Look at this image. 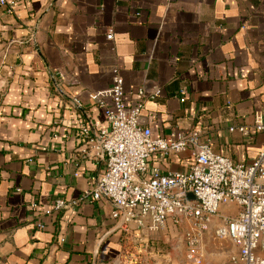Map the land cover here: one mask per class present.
<instances>
[{
  "label": "crops",
  "instance_id": "1",
  "mask_svg": "<svg viewBox=\"0 0 264 264\" xmlns=\"http://www.w3.org/2000/svg\"><path fill=\"white\" fill-rule=\"evenodd\" d=\"M10 1L13 13L0 6V264H120L111 202L85 198L45 212L58 198L81 197L105 169L96 144L108 122L90 94L110 88L115 70L128 103L144 85L161 89L141 111L154 136L200 130L236 162L263 149L264 132L229 128L264 111V0ZM192 162L188 154L150 160L165 172ZM238 210L220 206L202 264H242L230 258L239 248L214 234ZM179 228L170 220L166 233L147 234L145 264H181Z\"/></svg>",
  "mask_w": 264,
  "mask_h": 264
},
{
  "label": "built area",
  "instance_id": "2",
  "mask_svg": "<svg viewBox=\"0 0 264 264\" xmlns=\"http://www.w3.org/2000/svg\"><path fill=\"white\" fill-rule=\"evenodd\" d=\"M14 4L0 0V6L10 14ZM107 37L114 38L112 30ZM160 93L159 87L144 85L138 90V99L128 103L123 77L115 70L110 88L90 94L105 109L108 122L99 128L96 144L105 158V169L90 176L91 186L81 197L72 201L58 198L45 212L76 206L85 198L111 202L112 217L123 231L120 264H145L150 245L147 234L166 233L171 220L185 229V264H202V242L211 221L221 205L235 203L238 212L215 228V237L228 239L239 248L238 255L230 257L233 263L264 264V147L246 163L215 152L203 141L200 130L174 129L165 136H154L151 127L143 123L141 111L148 99ZM75 104L81 106L78 99ZM229 129L246 137L264 132V111L256 113L252 124ZM82 130L90 136L89 126ZM182 154L193 159L185 169L165 172L150 163L153 157L162 161ZM38 226L45 227L43 223Z\"/></svg>",
  "mask_w": 264,
  "mask_h": 264
},
{
  "label": "rangeland",
  "instance_id": "3",
  "mask_svg": "<svg viewBox=\"0 0 264 264\" xmlns=\"http://www.w3.org/2000/svg\"><path fill=\"white\" fill-rule=\"evenodd\" d=\"M183 236V237H181ZM177 240L178 243H184V250L180 255L181 258V264H185L186 261V239H185V229L179 228L178 235L172 240V242H175Z\"/></svg>",
  "mask_w": 264,
  "mask_h": 264
}]
</instances>
